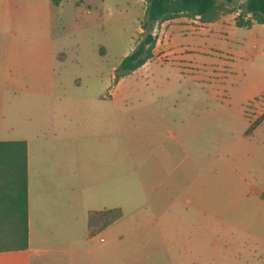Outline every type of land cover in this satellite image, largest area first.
<instances>
[{"label": "crops", "instance_id": "obj_1", "mask_svg": "<svg viewBox=\"0 0 264 264\" xmlns=\"http://www.w3.org/2000/svg\"><path fill=\"white\" fill-rule=\"evenodd\" d=\"M47 1L51 6L62 2ZM5 2L2 6L0 0V24L7 16L29 15L34 22L31 33L38 30L39 0ZM228 14L234 13H223L214 21L187 15L160 21L154 58L160 59L155 48L161 36L167 42L183 35L181 38L189 37L192 43L166 49L162 55L175 60L180 71L184 66H195L199 53L208 59L196 38L225 30ZM233 23L236 25L234 19ZM39 60L36 50L34 55L21 58V64L34 65V75L30 70V77H22L21 89L31 95L33 105L35 94L41 99L51 96L57 107L46 119L33 117L29 136L9 138L26 141L28 234L25 248L0 250V264H240L235 258L241 253L230 250L228 239L220 250L205 245L215 228V221L208 218L189 223L193 228L191 248L186 255L181 253L183 210L213 215L214 194L221 188L214 181L213 161L192 177L198 163L191 156L185 168L183 165L181 153L188 156L184 143L193 140V134H188L199 130L198 116L184 122L182 109L176 106L118 107L124 88H142L145 100L154 94L160 97L162 93L153 92V88L167 83L168 77L155 75L151 68L147 76L132 78L122 86L127 76H117L110 85L114 75L108 73L96 82L100 88L91 92V102L75 105L70 96L45 85L54 77L39 76ZM150 63L146 60L131 73ZM206 95L214 92L207 90ZM195 96L199 98V93ZM263 123L245 136H252ZM113 207H120L122 214L99 232L88 234L89 210ZM94 240L97 245L92 247ZM155 242L158 250L149 249ZM139 244L142 248L136 246ZM184 257L188 258L186 263Z\"/></svg>", "mask_w": 264, "mask_h": 264}, {"label": "rangeland", "instance_id": "obj_2", "mask_svg": "<svg viewBox=\"0 0 264 264\" xmlns=\"http://www.w3.org/2000/svg\"><path fill=\"white\" fill-rule=\"evenodd\" d=\"M5 1L1 0L2 6ZM241 1L234 0L229 5ZM232 13L225 20V30L196 38L198 45L205 47L208 59L199 53L195 66H184L183 71L162 52L192 40L177 35L173 41L165 42L161 36L155 48L160 59L154 58L153 53L149 66L124 74L127 78L122 86L132 78L147 76L153 68L155 75L169 79H162L167 83L153 88V92L162 95L154 94L145 100L142 88H124L117 104L121 109L176 106L182 109L184 122L189 117L199 118V130L188 134H193V140L184 143L188 156L185 151L181 153L183 165L185 168L191 156L198 163L192 177L213 161L214 181L221 188L214 194L213 215L195 214L190 208L183 210L182 255L191 248L193 228L189 223L195 218H208L215 221L205 244L208 248L220 250L228 239L230 250L241 253L235 258L237 262L264 264V123L252 136H245L243 131L247 120L249 123L264 109V23L237 26L233 19L238 11ZM145 14V0H62L56 6L39 0V26L34 34L29 15L7 16L0 24V139L29 136L33 117L46 119L57 107L51 96L41 99L35 94L32 104L31 95L21 89V79L30 77V70L34 75V65L21 64V58L34 55L36 50L39 76L54 77L45 85L70 96L75 105H83L91 102L88 98L100 88L96 82L101 77L113 73L110 85L117 79L116 68L111 67L134 48ZM153 33L157 37L158 25ZM207 90L214 95L208 97ZM197 92L199 98L195 96ZM223 157L228 160L222 161ZM94 245L95 240L91 246ZM158 246L155 242L149 249L158 250ZM187 261L184 257L183 262Z\"/></svg>", "mask_w": 264, "mask_h": 264}, {"label": "trees", "instance_id": "obj_3", "mask_svg": "<svg viewBox=\"0 0 264 264\" xmlns=\"http://www.w3.org/2000/svg\"><path fill=\"white\" fill-rule=\"evenodd\" d=\"M60 0H52L54 4ZM145 0L146 14L140 20L141 36L134 48L126 53L116 67L120 77L153 57L156 35L153 29L164 19L178 15L198 16L202 21H214L223 13L238 11L237 26L249 27L253 22L264 23V0ZM249 15L248 18H244ZM264 120V109L244 130L248 135ZM122 214L120 207L92 209L88 212L87 231L93 235ZM27 185L25 139H0V250L27 246Z\"/></svg>", "mask_w": 264, "mask_h": 264}, {"label": "built area", "instance_id": "obj_4", "mask_svg": "<svg viewBox=\"0 0 264 264\" xmlns=\"http://www.w3.org/2000/svg\"><path fill=\"white\" fill-rule=\"evenodd\" d=\"M102 239V238H101Z\"/></svg>", "mask_w": 264, "mask_h": 264}]
</instances>
